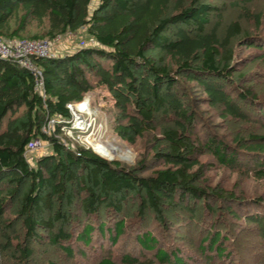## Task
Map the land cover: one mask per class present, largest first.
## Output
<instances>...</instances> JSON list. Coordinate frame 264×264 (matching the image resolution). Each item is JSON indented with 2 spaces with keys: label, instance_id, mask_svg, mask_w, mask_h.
Masks as SVG:
<instances>
[{
  "label": "trees",
  "instance_id": "16d2710c",
  "mask_svg": "<svg viewBox=\"0 0 264 264\" xmlns=\"http://www.w3.org/2000/svg\"><path fill=\"white\" fill-rule=\"evenodd\" d=\"M185 1L179 0L169 14L171 0H99L92 12L93 0H0V37L5 40L53 41L86 27L96 43L67 55L34 59L43 74L44 96L35 91L30 72L0 59V264H4V253H10L14 264H31V244L45 241L71 259L87 258L85 249L101 242V256L92 264H209L214 257L231 264L234 256L241 262L234 240L235 250H229V238L223 232L227 227L217 222L206 225L208 234L199 242L204 259L172 244L171 227L159 232L161 238L147 229L146 211L157 215L156 222L166 224V210L194 218L195 206L201 202L210 215L223 205L229 218L254 225L252 232L264 253V200L247 204L248 200L232 192L203 187L197 170L200 157L209 151L222 164L248 167L264 179V135L238 140L233 150L217 138L205 144L194 133L197 115L183 83H195L211 106L222 109L224 119L259 122L264 127V102L259 106L250 90L234 83L230 68L233 40L240 38L243 45L255 48L264 61V36L244 35L235 22L222 40L218 29L207 30L214 9L202 0H190L188 5ZM242 10L246 18H253L246 8ZM260 18H255L258 24ZM34 25L43 34H32ZM95 89L104 90L127 120L115 128L131 144L154 131L161 118L172 121L173 126L162 132L165 150L155 155L164 161V169L139 176L151 171L148 160L128 169L91 150L72 149L61 141L64 123L46 133L51 120L71 119L68 104L82 102ZM22 110L24 120H18ZM37 139L47 142L52 151L32 167L25 153ZM28 183L29 189L21 195ZM10 185L14 188L9 189ZM131 193L141 201L140 226L134 233L133 225L119 220ZM20 195L17 220H6ZM64 201L77 213L73 218L56 209ZM102 209L112 215L110 222L100 220ZM80 214L87 217L86 223L80 222ZM19 221L24 237L18 236L15 244L9 233H15ZM75 222V230L66 229ZM57 223L61 227L52 234ZM39 231L51 234L45 239ZM120 242L124 251L116 256L111 249Z\"/></svg>",
  "mask_w": 264,
  "mask_h": 264
},
{
  "label": "rangeland",
  "instance_id": "374dc122",
  "mask_svg": "<svg viewBox=\"0 0 264 264\" xmlns=\"http://www.w3.org/2000/svg\"><path fill=\"white\" fill-rule=\"evenodd\" d=\"M178 1L179 0H171L169 14L174 13V7ZM185 3L186 5L190 4V0H186ZM201 3L209 5L214 9L211 13L210 24L207 30L210 32L218 29V34L222 40L225 39L228 28L235 22L241 25L244 35L264 36V0H202ZM98 5L99 0H93L90 11H94ZM243 8L248 10L250 17H253L252 19H248V16L246 18V14L242 10ZM258 16L262 17L259 20V24L255 19ZM31 33L34 35L43 34L42 30L35 25L32 27ZM25 38H28V36ZM239 39L233 40L230 46L233 55L230 64V68L233 72L232 79L240 88L250 90L253 95L256 96L257 100H259L258 105L261 106V103L264 102V61L261 60V54H259L255 48L243 45L242 41H240L241 39ZM52 42L54 45L53 57L67 55L80 48L96 46L94 39L89 35L86 27L75 33L59 36ZM152 56L155 57V55ZM166 61L173 66L169 59ZM183 83H185L186 86L188 100L192 102L193 109L197 115V121L193 124L194 133L196 136H199L202 139L201 141H204L205 144L209 138H217L225 142V144L233 150L237 147L238 140H247L251 138V136L264 135V127L261 123L254 122L248 124L231 119L230 117L224 119L221 115L222 109L211 106L206 100V96L195 83H189L187 81ZM90 94L92 95V99L90 98V115L95 119L94 128H92L93 132L90 131L89 133L82 134L77 131L74 132L75 134L73 136H68V133H66L61 136V141L64 144H69V147L72 149L80 147L94 152L93 148L86 141L89 137V139H91L90 141L93 143V147L95 143H104L113 146L116 148L115 152L118 156L116 159L103 156L100 157L109 162H118L128 169H136L141 161L148 160L151 171L139 174V176H150L155 170H162L166 167L164 161L159 160L155 155L165 150L164 147L166 145L162 138V132L165 127L173 126L172 121L167 118H161L154 131L146 133L141 138H137L135 142L131 144L121 139L117 134L115 127L126 124L127 120L122 118V113L112 106L108 94L102 89H95ZM100 100L103 101L102 105L99 104ZM22 112L23 110L16 116L18 120H24L21 114ZM100 125L103 127L98 131ZM79 135L81 139H79ZM51 151L50 145L43 141L41 149L28 155L27 159L29 164L34 167L38 158L48 155ZM199 160L200 166L196 169L199 170V184L203 187L232 192L236 196L248 200L247 204L255 203L258 198L264 200V179H258L254 175L253 170L250 171L248 167L233 168L226 166L219 162L216 156L209 151H206L205 155L200 157ZM29 186L30 183L25 186L21 195L29 189ZM11 188L14 187L10 185L9 189ZM70 188L72 187L70 186ZM21 195L18 196L15 203L7 211L6 220H17ZM140 203L139 197L135 193H131L128 200L124 203L123 213L119 216V220L125 219L128 225H133L131 230L133 233L138 230L140 226V218L138 216ZM66 204V201H64V203L58 202L56 209H61L64 215L73 218L77 213L74 212L75 210L72 211V208L70 209ZM202 206V202L199 203L198 206H195L197 215L194 218L188 214L178 213L177 211L173 213L172 211L166 210L164 213L166 224L156 222L157 215L152 211H146L144 219H146L149 225L147 229L154 232V234L159 237V232L162 229L171 227L174 230H170L168 233L171 237L170 242L176 247L183 248L187 255L196 256L195 258L200 259L202 257L200 256L199 242L201 238L208 234L206 225L217 222L222 224L223 227H227L223 232L225 237L229 238L227 241L229 250H235L234 247L231 246L233 243L231 240L235 241V246L240 250L241 262H238V259L234 256V259L230 262L231 264H264V253H262L260 249V240L257 238V235L252 232L254 225L248 224L245 220L237 223L232 218H229V215L225 213L226 210L223 205L217 206L218 210L214 213L215 216L210 215ZM111 216L112 215L108 213L106 209H102L100 220L110 222ZM78 217H82L80 222L86 223V216L84 217L80 214ZM190 221L191 223H189ZM164 225L166 227H163ZM72 226V229H66L75 230L76 222L73 223ZM60 227V224L57 223L55 231L51 233L55 234ZM228 227H230V229ZM15 230V233L10 232L9 234L16 244L18 236H20V240L24 237V229L20 221ZM51 233L39 231V234L45 239H47ZM98 245L94 244L88 249H85L88 253L87 258L81 259L80 256L77 255L74 259H71L66 256L61 248L52 246L47 241L43 244L32 243L31 248L34 250V255L31 264H92L93 260L101 256L100 246H102V243L100 242ZM73 248L79 249L76 245H73ZM106 248H108V246H106ZM111 250L115 252L116 256L122 254L124 251L122 242ZM147 256L151 257V255ZM2 262L4 264H14V262L11 261L10 253H4L2 255ZM201 263L204 264L203 261ZM209 264H227V262L223 259H215L214 257Z\"/></svg>",
  "mask_w": 264,
  "mask_h": 264
},
{
  "label": "built area",
  "instance_id": "2783aa9c",
  "mask_svg": "<svg viewBox=\"0 0 264 264\" xmlns=\"http://www.w3.org/2000/svg\"><path fill=\"white\" fill-rule=\"evenodd\" d=\"M53 48V42L49 40H16L10 42L0 37V59L14 61L20 67L30 72L34 76L35 91L41 96H44L43 74L34 63V59H48L53 57ZM90 95V93L86 95L84 100L80 103L68 104L67 109L69 110L71 119L68 121L59 119L51 120L46 128V133L51 134L57 123L65 124L64 133H68V136H73L75 134L74 132L77 131L82 134L89 133L90 131L93 132L92 128H94L95 119L90 115V98L92 99V95ZM99 104L102 105L103 101L100 100ZM102 127L103 126L100 125L98 131H100ZM79 139H81V136ZM90 140L91 139L88 137L86 141L93 148L94 152H96ZM42 146L43 141L39 139L34 140L26 148V157L28 158V155L38 151ZM96 154L101 156L98 152H96Z\"/></svg>",
  "mask_w": 264,
  "mask_h": 264
},
{
  "label": "bare ground",
  "instance_id": "6f19581e",
  "mask_svg": "<svg viewBox=\"0 0 264 264\" xmlns=\"http://www.w3.org/2000/svg\"><path fill=\"white\" fill-rule=\"evenodd\" d=\"M94 148L96 149V152L103 157H108L110 159H116L118 157L115 152L116 148L113 146L104 143H95Z\"/></svg>",
  "mask_w": 264,
  "mask_h": 264
},
{
  "label": "water",
  "instance_id": "95a60500",
  "mask_svg": "<svg viewBox=\"0 0 264 264\" xmlns=\"http://www.w3.org/2000/svg\"><path fill=\"white\" fill-rule=\"evenodd\" d=\"M113 161V160H112Z\"/></svg>",
  "mask_w": 264,
  "mask_h": 264
}]
</instances>
